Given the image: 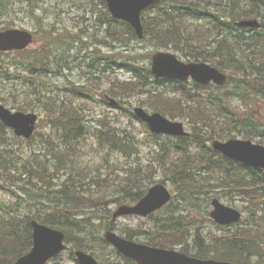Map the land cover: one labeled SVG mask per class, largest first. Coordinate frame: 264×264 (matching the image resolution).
Returning <instances> with one entry per match:
<instances>
[{
  "label": "trees",
  "instance_id": "1",
  "mask_svg": "<svg viewBox=\"0 0 264 264\" xmlns=\"http://www.w3.org/2000/svg\"><path fill=\"white\" fill-rule=\"evenodd\" d=\"M200 1L204 2L203 6ZM1 3L2 0L0 7ZM91 3V0L90 2L86 0L84 3L81 1L83 5H91ZM24 4L28 14L35 21L36 33L45 43L41 44L40 50L36 51L35 55L26 60H23L21 52H17V58L14 59H5L7 54L0 52V78L4 79L11 75L8 73L9 70L22 69L26 83L32 86L31 92L38 96L43 95L44 111L48 115L56 113L52 123L61 125L64 139L70 142L88 133L89 129L85 130L84 126L80 125L79 114L75 109L57 106L54 96L41 92L42 89L51 90L46 78L56 73L50 59L52 52V40L48 29L50 26L42 24L40 18L35 15L37 6L33 4V0H24ZM101 4L102 8L105 7L104 3ZM216 4L224 5L223 17L220 10L208 11L211 6L218 7ZM261 10L264 11V0H248V2L225 0V3L222 0H162L161 4L154 7L153 16H149L148 12L143 14L145 40L165 47L169 45L173 48L188 47L195 52L193 57L196 60L210 61L219 69L228 70L233 76H240L246 90L239 92L238 96L252 101L253 108L259 105L264 107V52L259 48L264 46V39L259 34L246 37L243 34L244 29H238L243 30L238 32L237 28L233 27L234 21L258 16ZM104 15L108 30L111 29V22L120 25L119 31L112 32L116 40L124 42L129 38L135 39L133 30L127 24L113 21L107 12H104ZM205 16L209 19V24L204 29L198 26L193 29L186 24L189 19ZM126 57L133 60L139 56ZM122 65L136 76V82H120L119 90L114 91L112 88L113 92L119 95L132 91L135 87L143 88L149 77L148 69L129 67L125 62ZM15 74L19 75V73ZM225 74L230 76L226 72ZM194 86L198 93L205 90L201 86ZM152 95L156 97V94ZM232 95L237 94L228 90L221 95L211 92L207 95L206 101H201L200 95L188 94L185 91L180 92V97L161 98L159 95L161 103L152 106L153 109L193 121L191 137L189 135L172 140L168 138L163 143H159L158 136L150 135L154 139L153 144L157 145V148L153 146V150L149 153L151 159L145 165L140 161L133 162L121 168L122 173L116 172L118 169L116 166H101L90 170L87 167L73 165L66 180L54 191V198L44 197L41 191H38L41 188L35 182L39 171L47 172L44 163L35 159L37 162L35 167L26 168L22 165L20 170L18 165L21 156L12 148L7 150L2 146L4 128L0 124V180L9 185L6 188L11 194L8 200L0 199V264H14L19 256L30 249L31 219L35 218L49 226H60L63 225L62 220L63 223L67 222L69 213L74 207L78 208L86 201H88L87 208L92 212L75 225L70 224L79 235L75 237L67 235V242L79 249L88 247L85 240H89L92 247L106 246L100 231L88 230L91 226H97L99 229L114 228V224L107 220L110 216L109 211L101 214L99 209L105 210L104 204L107 201L118 205L137 202L149 187L155 170L152 166L160 158L170 162L169 168H161L164 170L162 175L164 179H172L177 194L183 201L180 204L178 200L177 205L171 202L172 209L165 217L158 218L153 215L149 217L151 220L154 219L156 224L158 223L156 229L153 230L151 226L147 229L126 227L122 228L121 232L128 239L142 234L145 236L146 244L165 248L177 247L186 254L200 258L212 257L240 264H264L263 200L257 199L252 203V207H244L245 210L247 208V219L237 223L234 229L214 225L213 230L206 228L207 226L204 228L203 222L213 223L208 219L207 211L202 210L198 202V199L206 201L205 198L200 197L206 192L205 186L213 192L216 189L224 191L229 188L243 193L250 192L251 199L262 194L260 191H264V171L241 169L212 150L208 144L214 138L233 137V131L240 132L242 129L244 136L256 137L258 142L264 144V117L258 119L259 112L255 113L257 116L255 118L248 110L237 108L233 110L230 104ZM26 107L30 106L20 105L18 109L26 110ZM90 132L96 138L98 145L106 148L107 153L120 152L126 157L131 154V143L127 136L104 121L99 120L97 128L91 129ZM57 151L60 154L54 157L58 163L65 156L70 158L72 155L68 150ZM58 163L55 165L56 169L62 167ZM189 167H196L198 170L190 171ZM23 181L31 188L26 189ZM36 193H40L43 200L31 201L32 198L25 197V194L30 196ZM205 205L208 208V204ZM178 209L193 216L189 220L181 216L177 217L175 211ZM197 215L199 218L195 219L194 216ZM160 225H164L165 229H160ZM124 261L126 264H133L131 260L124 259Z\"/></svg>",
  "mask_w": 264,
  "mask_h": 264
},
{
  "label": "rangeland",
  "instance_id": "2",
  "mask_svg": "<svg viewBox=\"0 0 264 264\" xmlns=\"http://www.w3.org/2000/svg\"><path fill=\"white\" fill-rule=\"evenodd\" d=\"M81 1H83L84 3L86 0H33V4L38 8L35 12L37 17H39L40 20L44 22V24L52 27V30L54 31L53 35L55 39L54 44L52 45L53 54L51 55V57H53L56 61L57 70H59L60 72H62L63 70V74L65 75L61 77H50V79L46 80L47 83H49L52 87L50 90V94L57 95L58 99L60 100L61 98L59 96H64V89L70 88L71 84L73 83L75 85V88L79 90L82 89L85 93L90 95V97H87V100L90 101V104L86 102L82 104V115L84 120L92 121L93 119H97L99 117L112 118L116 114L120 123V125L118 126L121 127L122 130H134L138 138L145 141V137H149L145 128L139 123L131 121L126 116V108L129 107L128 104H131V106L137 105V98H145L143 94H134L129 99L125 100L126 103L123 104L124 108L122 107L118 109L110 108L108 105L104 104V102L100 101L101 98L103 99L104 93L109 94V90L112 87V76H116L117 78L122 80L124 78L128 79L129 74L121 71L117 72L116 74H109L107 76L108 72H96L98 69L104 70L105 64L103 61L99 66L94 67L93 73L88 70L86 63L89 60V57L92 55V52H95L96 54L102 52H121L123 46L120 47L118 44H113L115 45V47L110 48L111 44L106 45L105 43H103V40L105 39V31L100 21L103 20L104 17L102 15L101 7L98 4V1H94L91 5H83L81 4ZM2 22H6V24L10 28H24L31 31H33V29L35 28V21L30 17L27 10L25 9L24 0H2L0 7V28L4 26ZM71 36L77 37L79 38V40L69 45H58V41L69 38ZM101 43L104 44L105 47H103ZM40 48L41 38L38 37L37 42H34L28 49L22 52V54H24L22 58L25 60L29 59L32 55H35L36 51H39ZM96 49L99 50V52ZM128 49L130 50L126 52L129 55L146 56V54L150 51L163 49L165 51H172L183 61H185V58H187L181 55V51H177L176 53L175 49L172 50L165 49L163 47H156L155 45L148 42L142 43L133 41L129 43ZM61 55H63L67 60L68 67H65V64L62 63L60 59ZM119 57H121V54H119ZM14 58H17L16 54L8 55L7 57H5V59ZM140 62H142L139 63L140 65H144L146 63V61L144 60ZM9 72H11V76L14 77V73L12 72L20 73L22 71L14 69L13 71L9 70ZM225 72L230 75L228 86L218 87L215 85H211L210 89L215 95H221V93L228 88H234L238 84L237 79L231 74L230 71L227 70ZM231 75L233 77H231ZM14 82L15 83H13L9 87V84H7L8 80L0 78V102L5 103V105H7V107L11 109H15L17 105H20L22 102L28 101L25 97V93L26 91H28L27 98L31 102V111L37 113L39 116L38 123L36 125V135L30 141V144L29 142H22L23 144L19 146L23 151L21 156L28 157L29 153H31L33 149H42L43 146L46 145L41 140H39L41 137H39L37 133L39 132V134H41L43 138L47 134H51V129L49 127V122L46 117L47 115L43 110L41 102L37 100L34 94H30L31 87L27 84L21 83L19 79H16ZM80 103L81 101H78V103L76 104L78 105ZM232 104L235 105L240 103L238 99H232ZM175 119L178 120L180 118ZM180 120H182L185 123L187 129H189V123L183 119ZM87 141L88 142L86 144H79L74 147L76 152L75 159L78 164L95 165L101 160L100 156L103 155V152L96 149L95 143L92 139H88ZM80 154L82 155L80 156ZM127 161L129 160L121 157L118 154H113L109 159L110 164H117L118 166H123ZM158 178H160L159 175L156 176V179ZM166 183L171 188L169 182L166 181ZM6 186L9 185L6 183ZM39 191H41L44 197L54 198V189L50 185H45ZM37 195L40 196L41 194L38 193ZM218 196L220 197V201L225 204L230 203L237 207H240L243 204H247V201L239 199L233 194ZM0 197H5V191L2 189H0ZM25 197L27 199L32 198L31 200H39V198H36L33 194H30V196L25 194ZM255 200V198H252L249 205L253 206L252 203ZM200 202L202 204L201 200ZM83 203L84 202H82V206L73 208V210L69 213V218L68 220H66L67 222L63 223L62 220L63 225L52 226V228L62 231L66 236L70 235L71 237H75L79 235V233L74 229L73 225L70 224L73 223L75 225L76 222L92 212L91 209L87 208L88 201H86L84 205ZM104 208L105 210L99 209V213L106 214V210H109L111 213L114 210L115 205H113L112 203H106L104 204ZM164 214H166V212ZM148 223L149 221L147 219L137 218L133 216H124L116 220V225L118 227H123L126 225L134 227L139 225L145 227ZM157 224L155 220L152 219L150 226L154 230L156 229L155 227ZM159 227L162 230L165 229L164 225H160ZM102 229L103 228L101 227L99 229V227L97 226H91L88 230L89 232H97L102 231ZM116 232L119 233L118 231ZM139 238L140 240L144 239V235L139 236ZM94 252L95 255L102 260L103 264H109L110 262L116 261V258H114L113 253L109 249H106L105 251L94 250ZM64 255V257L67 258V254L65 253ZM67 264L76 263L72 260H67Z\"/></svg>",
  "mask_w": 264,
  "mask_h": 264
},
{
  "label": "water",
  "instance_id": "3",
  "mask_svg": "<svg viewBox=\"0 0 264 264\" xmlns=\"http://www.w3.org/2000/svg\"><path fill=\"white\" fill-rule=\"evenodd\" d=\"M113 17L128 21L135 29L138 38L143 37L139 14L142 9L158 2V0H105ZM241 26H256V20L240 21ZM32 41L30 32L19 29L0 31V50L23 49ZM152 72L156 76H166L184 80L191 75L196 81L208 83L210 80L217 84H224L226 76L217 69L205 63H187L177 61L174 55L157 52L152 57ZM135 113L148 123L155 133H169L184 135L186 132L179 122H171L158 113L147 114L143 109L136 107ZM0 120L14 129L17 135L30 137L34 129L36 115L34 113H11L0 104ZM214 149L222 152L231 159L253 166L264 168V147L253 144L249 140H233L226 142H212ZM170 199V194L162 184L151 187L134 206L122 205L114 212L118 215L136 214L147 216L150 212L160 208ZM214 207L210 213L216 222L224 224L238 220L240 214L217 200L212 201ZM33 244L31 250L19 258L15 264H45V262L65 248L64 234L58 230L31 222ZM120 253L136 261L137 264H233L215 260H202L189 257L183 253L151 247L124 239L111 231L104 235ZM79 264H97L94 258L83 252H76Z\"/></svg>",
  "mask_w": 264,
  "mask_h": 264
},
{
  "label": "bare ground",
  "instance_id": "4",
  "mask_svg": "<svg viewBox=\"0 0 264 264\" xmlns=\"http://www.w3.org/2000/svg\"><path fill=\"white\" fill-rule=\"evenodd\" d=\"M226 75V74H225ZM227 76V75H226ZM227 80H228V82H229V77L227 76ZM219 87V86H218ZM52 229H54V230H58V229H55V228H52ZM58 231H60V230H58ZM60 232H62V231H60ZM63 233V232H62ZM64 234V233H63Z\"/></svg>",
  "mask_w": 264,
  "mask_h": 264
}]
</instances>
